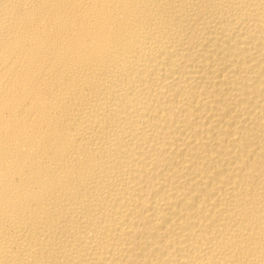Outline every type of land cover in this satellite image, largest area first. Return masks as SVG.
I'll return each instance as SVG.
<instances>
[{"label":"bare ground","instance_id":"obj_1","mask_svg":"<svg viewBox=\"0 0 264 264\" xmlns=\"http://www.w3.org/2000/svg\"><path fill=\"white\" fill-rule=\"evenodd\" d=\"M0 264H264V0H0Z\"/></svg>","mask_w":264,"mask_h":264}]
</instances>
